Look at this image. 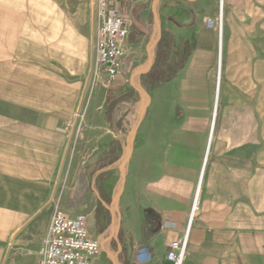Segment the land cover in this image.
<instances>
[{
	"label": "crops",
	"instance_id": "1",
	"mask_svg": "<svg viewBox=\"0 0 264 264\" xmlns=\"http://www.w3.org/2000/svg\"><path fill=\"white\" fill-rule=\"evenodd\" d=\"M166 1L129 6L114 78L90 80L93 3L80 25L55 18L51 45L0 44V264H35L48 203L87 217L104 245L92 264H175L196 200L183 264H264V0H227L221 37L215 0ZM144 69L123 182L140 109L126 95Z\"/></svg>",
	"mask_w": 264,
	"mask_h": 264
},
{
	"label": "built area",
	"instance_id": "2",
	"mask_svg": "<svg viewBox=\"0 0 264 264\" xmlns=\"http://www.w3.org/2000/svg\"><path fill=\"white\" fill-rule=\"evenodd\" d=\"M93 4L99 31L94 44L95 58L90 72L92 82L101 75L114 78L118 74L125 56L122 44L129 34L128 19L119 12L112 0H94ZM221 27L220 24L219 28ZM197 203L196 200L186 235L169 246L167 258L175 264H183L185 259L189 230L198 209ZM103 248L101 241L92 237L85 215L70 217L55 208L49 230L38 247L35 264H92V258L102 252ZM137 254L139 257L147 256L148 250L142 247Z\"/></svg>",
	"mask_w": 264,
	"mask_h": 264
},
{
	"label": "rangeland",
	"instance_id": "3",
	"mask_svg": "<svg viewBox=\"0 0 264 264\" xmlns=\"http://www.w3.org/2000/svg\"><path fill=\"white\" fill-rule=\"evenodd\" d=\"M112 1L114 6L118 8L119 12L122 15H126L128 14L129 6L133 2L140 4L144 0H112ZM145 1H150V0H145ZM166 2H172V3L176 2L180 4H185V0H173ZM91 3H94V0H0V28L12 30L11 32L12 37L10 38L0 37V44H3L4 39L6 41L8 40L12 41L13 44H15L16 42L19 43L20 40L24 39L26 40L27 44L32 46H35L37 43H41L43 45H48V44L51 45L53 40L51 36L52 35L51 29H52V24L54 23V19L60 16L64 20V23L66 24L75 23L80 25L83 21L82 19L89 17L90 14L92 13ZM221 6H222V0H215V14L221 13V9H222ZM159 7H162V5H158V8ZM223 8H224V12L226 13L227 0H223ZM38 14L42 16L38 17ZM70 14L72 15L70 16ZM19 29L22 31L20 32L17 31ZM37 29H40L43 32L42 33L43 41H41L42 39L40 36H37L36 34ZM44 55L48 56L50 54L44 53ZM45 60L49 61V59H45ZM47 71L50 70L49 69L44 70L45 77L47 76ZM143 71H145V69ZM134 76H135L133 81L134 83L131 86V91L133 93V96L127 94L126 98L128 97L129 101L131 102L133 101L134 108L139 103L140 109L137 114H133V116L130 117L128 120L127 123L128 132L124 133L127 147H129L130 138L132 140V134L135 132L137 125L142 117V112L144 110V107L147 104V92L144 89L145 87L144 85H146L147 81L143 75L142 77H139V75H136L135 73ZM31 87H32L31 88L32 92H35V86H31ZM138 89L143 90V92L138 91ZM125 168L123 169L124 173H125ZM120 175L123 176L122 174ZM121 176H119V179ZM120 190L121 189L118 190L116 200L118 198ZM115 206L117 205L115 204ZM42 211L44 212V214H47L48 215L47 218L50 219L52 217L54 207H50V203H48L42 208L40 213Z\"/></svg>",
	"mask_w": 264,
	"mask_h": 264
},
{
	"label": "water",
	"instance_id": "4",
	"mask_svg": "<svg viewBox=\"0 0 264 264\" xmlns=\"http://www.w3.org/2000/svg\"><path fill=\"white\" fill-rule=\"evenodd\" d=\"M156 1H158V0H156ZM156 20H157L158 28H159V30H160V29H161V26H160V22H159V19H158V16H157V15H156ZM150 61H151V65H152V63H153V58H152L151 56H150ZM144 72H147V71H140V72H137L136 75H141V74H143ZM134 77H135V76H134ZM134 77H133V79H132V84L134 83V82H133V81H134ZM138 91L143 92V90H141V89H138ZM146 110H147V105L144 107V110H143V112H142V117H141V119H140V121H139V123H138V125H137L136 130H135V136H136V133H137V130H138L139 126L141 125V123H142V121H143V117H144V115H145ZM135 136H134V138H133L132 140H131V138H130V141H129V147H128V153H127V156L125 157V159H124V161H123V164H122V166H121V171H122V175H123V182L125 181V173H124L123 169L125 168V166H126V165L128 164V162L130 161V158H131V150H132L133 142H134V140H135ZM122 189H123V188H121V190H120V192H119V195H118V198H117L115 204L117 203V201H118V199H119V197H120V195H121Z\"/></svg>",
	"mask_w": 264,
	"mask_h": 264
},
{
	"label": "bare ground",
	"instance_id": "5",
	"mask_svg": "<svg viewBox=\"0 0 264 264\" xmlns=\"http://www.w3.org/2000/svg\"><path fill=\"white\" fill-rule=\"evenodd\" d=\"M221 8H222V9H221V15H222V16H221V18H220V24H221L222 27H221V29L219 28V29H220V33H221V34H220V37L222 36V28H223V15H224L223 0H222V6H221ZM221 42H222V41H221ZM152 56H153V55H152ZM150 64H151V61L148 62V65H147L146 69L150 66ZM146 69H145V70H146ZM134 133H135V132H134ZM134 133L132 134V139H133ZM121 188H122V187H120V189H121ZM112 255H113V254H112Z\"/></svg>",
	"mask_w": 264,
	"mask_h": 264
}]
</instances>
